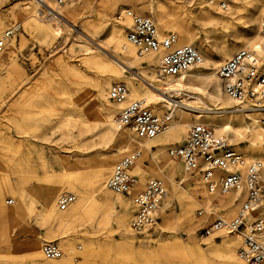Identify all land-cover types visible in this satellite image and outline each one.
Returning <instances> with one entry per match:
<instances>
[{
  "label": "rangeland",
  "instance_id": "1",
  "mask_svg": "<svg viewBox=\"0 0 264 264\" xmlns=\"http://www.w3.org/2000/svg\"><path fill=\"white\" fill-rule=\"evenodd\" d=\"M148 1L117 0L116 6L108 16V23L104 24L99 21L98 11L101 7L96 3L92 9H87L78 18L77 27L85 26L96 32L100 40H106L108 27L115 24V18L119 12L125 9L133 12L132 7L138 8L141 3ZM209 1H212V8L207 7ZM24 2H30V0H0V26L2 27L0 35L18 26L8 39L4 52L0 55V179L5 180L4 186L0 188V210H12L16 207V202H19L20 215H22L21 222L8 221L0 230V264H30L28 255L32 250H38L43 241L56 242L64 253L62 259L73 257L76 261H80V253L87 251L86 264H205L204 261L208 264L216 263V257L211 255L220 248L216 244L222 246L229 243L234 239V235L203 236V230L216 218L208 213L203 218L197 216V211L203 210L200 203L202 202L201 196L191 200L193 208L188 213V218L182 216L180 202L176 199L170 200L173 190L179 196L181 194L186 196L193 185L192 179H185L180 186H174V183L178 184L182 178L181 169L176 164V173L172 175L167 166L172 162L178 163L167 157V151L184 143L187 128L185 132L178 133L176 138L165 142L161 150L156 147L152 148L153 152L156 151L153 154L154 163L150 161L148 153H140L142 169L150 168L148 169L150 173H145L142 179H139L134 176L132 169L130 171L133 180L131 195L142 191L150 179L162 178L166 181L169 192L165 201L160 205L163 208L166 222L154 214L156 225L152 230L141 235L132 233L129 224L135 211L131 205L130 196L115 195L107 189L108 199L112 203L107 210L111 219L107 225L104 221H86L87 219L83 216L81 222L74 224L65 236L61 237L60 229L49 227L41 217L52 200L55 214H61L57 209V200L63 194H71L79 202H83L92 191L106 185L111 167L125 155H121L119 160L103 163L106 161L104 154L112 147L110 144L100 143L97 139L91 143L89 138L94 135L93 129L86 135L78 136L76 129L67 131L58 128L59 122L64 121L68 116L76 120L81 112L74 104L73 106L77 109L75 113L66 108V104L70 103L67 96L54 95L59 88H70L69 82L73 81V77L64 70H60L56 63L59 60H65L77 70L83 71L85 68L82 63L84 55L79 46L86 47L88 42L82 37L79 38L76 30L71 32L73 37H70L62 28L63 35L60 39L46 42L40 40L38 33L25 31L20 21V6ZM232 2L234 1L193 0L192 4L190 3L192 6L189 4L185 6L186 18L173 16V20L181 26L188 22L189 26L196 30L199 35L193 47L200 51L199 41L205 37L210 38L211 42L214 38L230 40L232 34L244 31L246 22L244 17L252 11L250 0H236V15L232 18L226 15L230 11L221 12L217 9L220 3L231 6ZM200 7L204 9L201 10ZM204 11L217 12L222 18L214 21L212 25L203 26L202 23L197 22L196 18ZM143 16L152 17L157 30L160 31L156 13L152 14L144 10ZM40 18L43 17L40 16ZM204 18L201 19L204 20ZM47 19L44 17L45 23ZM260 21H264V18ZM49 24L53 28L56 27L55 22ZM247 25L250 27L249 30L252 29L249 35L257 32L260 37L264 38L259 33L260 25ZM119 30L122 43L125 45V27ZM173 33L176 35V32L165 31L163 37ZM11 39L15 42V48H12ZM247 50L251 51V48ZM211 57L213 60L218 59L216 53H212ZM260 57L264 58V54ZM225 60L227 58H222V63ZM138 70L135 68L128 71L125 73L126 78L119 79L118 83L127 85V81H131L133 85H139L138 82L129 80L131 74L137 73ZM110 73L112 78H119L117 73ZM88 75L94 78L92 73L88 72ZM13 91L16 95L11 97ZM47 96L50 97L48 101L45 100ZM149 106L159 113L164 112V109L160 108L161 104ZM87 108V105L83 106L84 110ZM16 109L19 111V116L14 117ZM119 109L120 106L115 116ZM87 118L91 123L92 111L87 112ZM191 121L192 115L184 119V122L188 124ZM118 136L116 135L115 138H119ZM161 140L162 137L157 141ZM234 144L232 143V146ZM247 145L243 143L239 146ZM233 147L236 149L237 146ZM240 154L244 157V154ZM101 163L108 165V168L100 169L98 166ZM195 178L198 177L195 176ZM94 180L98 184L94 185ZM221 197L214 201L215 205L211 208L215 210L219 208L216 205H219ZM9 200L12 201L10 205L7 204ZM74 203L75 201L71 205ZM239 204L240 201L235 203L232 213L227 215L226 219L235 214ZM78 213L79 208H73L72 215ZM217 214L220 215L219 212ZM122 219L129 232L128 236L134 239L135 257L133 258L129 249L123 246L120 238L119 223ZM195 220L198 221L190 223ZM241 245L242 241L235 242L233 245V251L239 264H242L238 257ZM43 261L47 260L43 258ZM52 263L58 264L57 262Z\"/></svg>",
  "mask_w": 264,
  "mask_h": 264
},
{
  "label": "bare ground",
  "instance_id": "2",
  "mask_svg": "<svg viewBox=\"0 0 264 264\" xmlns=\"http://www.w3.org/2000/svg\"><path fill=\"white\" fill-rule=\"evenodd\" d=\"M192 1L193 0H150L147 3H141L138 8L132 7V10L139 16L144 15V10L152 14L156 13L157 23L158 26H160V31L157 30L160 38H163L165 31L170 30L176 32L178 46H193L194 41L198 40L199 35L196 30L189 26L188 22L181 26L176 24L173 20V16L186 18L185 6L188 4L190 6ZM233 1L231 6L225 4L227 9L226 12L230 11L226 15L231 18L236 15L237 2L236 0ZM96 3L100 4L101 7V10L98 11L100 23H108V16L116 6L117 0H78L74 4L67 3L63 5L64 7L60 8L54 6L53 0H30V2H24L20 6V21L24 30L38 33L40 40L43 42L60 39L63 35L62 28L65 29V32L70 37H73L71 32L76 30L79 34V38L82 37L88 42V46L86 47L79 46L80 51L84 55L82 63L85 68L83 71L77 70V68H74L65 60H59L56 63V66H58L60 70H64L73 77V81L69 82L71 86L68 88L69 90L67 88H59L55 91L54 95L61 97L67 96L70 103L69 105L66 104V108L75 113L77 109L73 106L74 104L78 106V111L81 112L76 120L68 116L67 119L59 122L58 128L67 131L76 129L78 136L86 135L93 129L94 135L89 138L91 143L97 139L100 143L104 145L110 144L112 147L104 154V156H106V161L103 163L116 159L119 160L118 158L123 154L127 155L138 151L140 153H148L147 156H149L150 161L154 163L155 159L153 154L156 151L153 152L152 148L156 147L158 150H161V148L165 146V142L176 138L178 133L185 132L186 128H188L191 123H200L212 127L215 136L225 138L231 145L235 143L233 145L237 146L235 150L244 154V159L247 161H257L264 158V146H262V144H264V139H262V128L259 123L260 114L255 111L235 112L233 108L236 103L228 99L222 93L220 81L215 75V70L222 64V58L228 59L234 52L251 48V51L258 57L264 54V38L260 37L257 32H254L255 34L253 35H249L252 29L249 30L250 27L247 25L257 24L258 26L261 24L260 20L264 18V0H250L252 11L244 17L246 22L244 23L243 32L232 34L230 40H226L225 38H214L213 42H211L210 38L205 37V39L199 41L201 44V50L199 51L201 63L196 69L188 72V76L184 77L182 80L160 79L157 76V69H155V67L158 66L159 54L149 55L140 60L136 57L134 48L129 46L126 41L125 45L122 43L119 29L123 26H128V20L111 24L107 30L106 40H100L96 32L85 26H80V28L77 27L78 18L82 16V13L87 9H92ZM211 3L212 1L209 4L206 3L208 8L213 7ZM200 9L203 10L204 7H200ZM40 16L43 18H40ZM44 17L45 19L46 17L48 18L46 23L43 20ZM202 17H205L204 20L201 19ZM219 18L222 17L217 12L212 13L210 11H204L196 19L197 22L206 26L212 25V23L218 21ZM51 22H55L56 27L53 28L52 25L49 24ZM259 28L260 26L258 29ZM0 30H2L1 26ZM229 41L231 42L228 43ZM58 42H60V40ZM11 45L12 48L16 47L12 39ZM103 52L106 55L103 54ZM212 53L217 54V60L212 59ZM143 64L147 66H141ZM135 68L139 70L137 73H132L129 80L136 81L139 85H133L131 81H127V86L130 89L127 99L119 104L109 101L107 99V88L113 83L118 84L119 79L123 77L126 78L125 73ZM88 72L94 75L93 79L89 77L90 75H88ZM110 72L117 73L119 78H112ZM138 77L151 82L154 88L149 87L143 81L139 80ZM13 95H16V92L13 91L10 96L13 97ZM49 99L50 97H45L46 101ZM174 99L178 101L179 108L173 116L171 128L168 132L157 137L153 141L143 143L137 141L127 131L115 130L113 119L119 106L120 111L131 104V102L142 100L151 106L161 104L160 108L165 110L170 107ZM101 103H103V105ZM84 105L88 107L86 110L83 109ZM88 111H92L93 114L91 123L87 118ZM189 115H192V121L188 124L184 122V119ZM13 116H19V111L17 109ZM69 134H71V132ZM116 135H119V138H115ZM160 137H162V140L157 141ZM243 143H247L248 145L240 147L239 145ZM138 158L134 162L132 173L134 176L142 179L145 173H150V170H148L150 168H147V170L142 169L140 161L142 157ZM103 163L98 167L106 170L108 165H104ZM176 164L179 165V163L176 162L167 165L172 175L176 173ZM181 175L182 178L178 184L173 182L174 186H180V183H183L185 179L193 180V185L190 188L191 191L187 193L186 196L182 194L180 196L177 195L175 190L172 191L170 196V200L176 199L180 202L182 216L188 218L187 215L193 208L191 200H195L198 196L202 197V202L200 203L205 213L214 215L215 218L224 219H226L227 215L232 213L235 203H238V198H240L241 195L240 193H228L223 195V197L220 196L219 205H216L219 207L216 209L220 213V215H218V212L211 208L212 205H215L214 197L206 193L199 179L190 177L182 172ZM95 182L94 180V185L98 184ZM4 183L5 180L3 178L0 179V188L4 186ZM106 189L109 190L107 186L104 185L92 191L83 202H79L75 197V203L65 212L59 211L61 214L58 215L55 214L54 201L52 200L48 205V209L44 210L41 217L49 227L53 229L59 228L62 235L61 237H64L65 233L71 229L74 224L81 222L83 216L87 219L86 221H104V224L107 225L111 220L107 210L112 203L108 199ZM75 207L79 208V213L73 216L72 210ZM20 214L19 202H16V207L12 210H0V230L5 227L8 221L14 223L21 222L22 215ZM155 215L163 222L167 221L165 220L162 207H158ZM262 215H264V213H262ZM123 221L124 219L119 223L121 228L120 238L123 246L129 249L133 258L135 257V251H133L134 239L128 236L129 232L126 230ZM196 221L198 220L190 221V223L192 224ZM223 234L225 233L219 232L212 236L217 237ZM233 238L232 241L222 246L216 244L220 248L211 254L217 259V262L214 264H233L235 262L239 264L237 256L233 251V245L235 242L242 241V236L240 233H235ZM211 240L212 239H210V241ZM38 250H32L29 255L27 254L30 264H53L52 262H57L58 264H86L87 262V251L80 253V261H76L75 258L71 257L70 259L61 258L58 261L44 262L40 250ZM204 263L208 264L206 261H204Z\"/></svg>",
  "mask_w": 264,
  "mask_h": 264
},
{
  "label": "built area",
  "instance_id": "3",
  "mask_svg": "<svg viewBox=\"0 0 264 264\" xmlns=\"http://www.w3.org/2000/svg\"><path fill=\"white\" fill-rule=\"evenodd\" d=\"M77 1L53 0V4L60 8ZM217 9L227 11L224 3H220ZM115 20L129 21V25L124 26L125 41L134 48L138 59L159 54L157 76L160 79L182 80L201 63L200 52L195 47L178 46L177 35L169 34L160 38L152 17L139 16L125 9L118 13ZM13 28L0 35V55L18 26ZM259 33L264 36V21L260 24ZM215 75L220 81L222 93L236 103L233 108L235 112L255 111L260 114L259 123L264 139V58L246 49L239 50L215 70ZM138 78L154 88L151 82ZM128 93L126 84L113 83L107 89V99L119 104L127 99ZM178 108L179 103L174 99L169 108L159 113L144 101L136 100L119 111L113 119V125L116 131H127L137 141L148 143L170 130ZM139 156L138 151L122 157L111 167L106 182L113 194L130 196L135 214L129 229L137 235L154 228L155 211L168 196L166 181L162 178L150 179L142 191L130 194L133 183L130 171ZM167 156L180 164L183 174L198 177L214 201L228 193L241 194L235 214L229 219H214L202 234L209 237L219 232L231 235L240 233L242 245L238 257L242 264L264 263V158L246 161L225 138L215 136L212 127L200 123H191L184 143L169 149ZM74 200L71 194L61 195L57 200L58 211H66ZM11 203V200L7 202L8 205ZM197 216L203 218L206 213L199 210ZM39 250L47 261H58L64 256L53 241L41 242Z\"/></svg>",
  "mask_w": 264,
  "mask_h": 264
},
{
  "label": "crops",
  "instance_id": "4",
  "mask_svg": "<svg viewBox=\"0 0 264 264\" xmlns=\"http://www.w3.org/2000/svg\"><path fill=\"white\" fill-rule=\"evenodd\" d=\"M185 140V139H184ZM168 157V156H167ZM180 165V164H179ZM180 169H181V166H180ZM181 172H182V170H181ZM237 201V200H236Z\"/></svg>",
  "mask_w": 264,
  "mask_h": 264
}]
</instances>
